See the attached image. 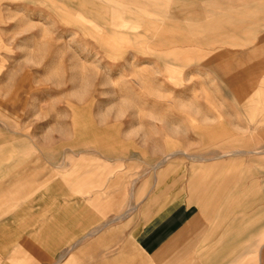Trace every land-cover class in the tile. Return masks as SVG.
Returning a JSON list of instances; mask_svg holds the SVG:
<instances>
[{
    "label": "rangeland",
    "instance_id": "rangeland-1",
    "mask_svg": "<svg viewBox=\"0 0 264 264\" xmlns=\"http://www.w3.org/2000/svg\"><path fill=\"white\" fill-rule=\"evenodd\" d=\"M81 1L0 0V264H66L72 247L75 264L96 260L75 246L93 250L96 238L82 235L118 219L89 213L80 221L86 202L77 177L95 163L126 174V184L141 172L158 177L163 167L183 181L212 173L217 189L229 181L214 157L241 149L258 153L243 155L250 177L229 188L233 219H247L250 232L259 226V237L250 234L247 259L235 243V264H264V34L238 35V47L227 35L206 36V48L164 51L168 63L144 44L114 56L98 43L95 21L79 14ZM203 50L204 64L191 59ZM253 182L256 190L243 194ZM128 213L119 219L126 227ZM106 243L108 261L123 257L112 237Z\"/></svg>",
    "mask_w": 264,
    "mask_h": 264
},
{
    "label": "crops",
    "instance_id": "crops-1",
    "mask_svg": "<svg viewBox=\"0 0 264 264\" xmlns=\"http://www.w3.org/2000/svg\"><path fill=\"white\" fill-rule=\"evenodd\" d=\"M230 2L233 7L228 5ZM80 5L79 14L99 27L93 32L98 43L114 56L123 55L130 46L138 49L144 44L153 50L151 53L158 61L168 63L172 61L164 51L179 53V45L186 48L198 44L206 48V36L227 35L234 41L233 46L238 47L235 42L238 35L264 34V0H82ZM81 27L87 30L82 23ZM204 53L205 50L194 52L190 57L204 64L201 62ZM207 134L211 140L215 130L209 129ZM253 153L258 151L241 149L217 154L214 158L221 160L229 181V187L217 189L212 184V173L205 178L196 176L183 181L181 175L171 174L163 167L158 177L150 178L141 172L135 183L126 184V174L118 177L111 166L107 169L95 163L91 172L77 177L78 185L83 186L78 187V194L86 202V207H79L80 221L84 226L89 213H94L95 220L111 214L112 220L118 219V226L97 227L82 235L95 237L97 243L93 250L90 244L75 246L80 247L76 252L97 254L94 262L84 260L83 264H235V243L241 245L242 258H250V234L259 237V226L250 232L247 219L239 222L233 219L230 197L233 181L239 179L243 184L250 177L247 166L243 165V155ZM241 190L243 194L256 190V182ZM135 202H138L136 207H129ZM247 204L244 201L245 207ZM133 209L135 212H131ZM62 211L64 222H71L70 206L64 204ZM121 212H129L124 217L126 221L133 220L127 227L119 221ZM85 227L81 230H88ZM3 233L0 228V237ZM68 236H72V230ZM124 236L130 238L129 244L121 242ZM110 237L114 255L123 256L115 257L113 262L106 258L107 250H111V244L106 243ZM130 243L141 257L129 253ZM70 253H74V247L66 253V264H75ZM244 264L250 263L244 260Z\"/></svg>",
    "mask_w": 264,
    "mask_h": 264
},
{
    "label": "bare ground",
    "instance_id": "bare-ground-1",
    "mask_svg": "<svg viewBox=\"0 0 264 264\" xmlns=\"http://www.w3.org/2000/svg\"><path fill=\"white\" fill-rule=\"evenodd\" d=\"M139 1V0H138ZM143 4H144V2H143ZM146 5V4H145ZM144 5V6H145ZM147 6V5H146ZM146 8V7H145ZM148 9V8H147ZM151 9V8H150ZM155 9V8H154ZM149 10V9H148ZM153 10V9H152ZM160 12H162L161 10H160ZM160 12H159V14H160ZM165 12V11H164ZM134 15V14H133ZM143 16V15H142Z\"/></svg>",
    "mask_w": 264,
    "mask_h": 264
}]
</instances>
